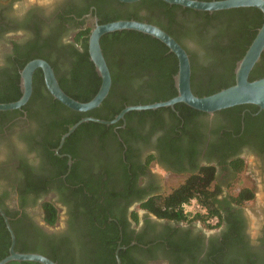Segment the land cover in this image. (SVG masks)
I'll return each mask as SVG.
<instances>
[{
	"label": "flooded vegetation",
	"instance_id": "flooded-vegetation-1",
	"mask_svg": "<svg viewBox=\"0 0 264 264\" xmlns=\"http://www.w3.org/2000/svg\"><path fill=\"white\" fill-rule=\"evenodd\" d=\"M19 1L0 0V76H16L15 71L20 76L22 64L44 60L67 91L85 96L93 93L94 77L74 65L84 64L79 55L86 54L85 44L91 62L88 38L95 18L101 25L109 23L103 22L109 18L133 20L135 15L140 19L151 13L139 6L142 0H45V6L28 7L19 6ZM164 11L153 10L169 25ZM172 11L176 23L169 25L170 36L189 56L192 92L205 94L219 88V76H228V60L235 56L236 42L217 24L225 22L223 13L230 10L209 13L208 27L197 30L202 41L187 37L185 21L192 19L182 15V9ZM87 30L86 43L77 42ZM100 46L111 75L110 90L114 87L115 92L108 101L122 98V110L166 102L177 95L176 91L175 96L158 99L172 94L170 87L176 90L174 77L172 83L165 79L177 72L136 67L131 43L124 45L109 37ZM72 65L79 76H70ZM112 76H121V82L112 85ZM55 101L46 90L43 72L36 69L27 103L21 109L0 112V210L15 234V251L37 246L35 253L44 256L56 252V263L91 264L92 259L109 254L116 243V250H123L135 264H264V220L257 234L251 235L244 208L231 202L244 188L256 199V186L241 184L251 166L264 193V126L255 118L260 110L208 114L175 104L147 110L153 113L131 111L115 124L105 125L109 127L106 136L83 129L61 144L68 131L63 132L64 121L72 110ZM96 109L101 114L103 106ZM248 113L251 116L246 117ZM241 160L244 170L238 173ZM211 169L213 179L206 188L220 193V228L208 230L200 223L160 219L142 209L148 200L190 179L205 182ZM169 181L177 184L170 186ZM45 202L62 212V221L54 226L43 220ZM261 209L264 214V205ZM0 218L6 228L1 214ZM232 222L237 223L236 229L231 228ZM124 238L128 245H122Z\"/></svg>",
	"mask_w": 264,
	"mask_h": 264
},
{
	"label": "trees",
	"instance_id": "trees-1",
	"mask_svg": "<svg viewBox=\"0 0 264 264\" xmlns=\"http://www.w3.org/2000/svg\"><path fill=\"white\" fill-rule=\"evenodd\" d=\"M203 1H211V0H203ZM139 6L146 7L147 11H151V13L146 12L144 17L140 19H138L135 15L133 16L134 18L133 20H137V21L145 20L147 21V23L155 24L159 26L161 29L165 30L169 35H172L171 32L172 29L170 26L172 25V23H176V21L174 20L175 15L172 9H182V15H188L189 18L192 19L185 21V24L187 25L188 38L202 41L200 31L197 30L199 29V26L200 28L205 29L206 27H208V24L210 23L209 21L210 15L208 12L193 11L175 5L171 6L160 0H142ZM156 8L167 10V12L164 11L163 13L170 20V24H169L170 26L165 23V20H162L161 17L154 14L153 10H155ZM215 13H221V12H215ZM223 14L225 17V22L222 24L219 23L217 24L221 28L220 31H225L229 33L231 40L236 42L235 56L234 58L230 59V61L228 60V69H227L228 76H219L221 77V81H220L221 86L219 88L211 89L205 94H202V92L195 93L193 91V93L198 97L214 94L234 84L235 76L232 75L234 64L237 60H240L242 58L247 47L254 39L257 29L260 28L263 22L262 13L255 8L230 10L224 12ZM215 15H219V14H215ZM214 17H215L214 19L218 18L216 16ZM117 20H120L119 17L105 19L103 22H112ZM126 20H129V17H127ZM193 20H200V22L199 24H197ZM88 33L89 30L83 32L81 34L82 37L79 36L76 39V41L82 44L86 43ZM109 37H112L114 41H118L124 45L131 43L130 47L132 49L133 55L136 56L137 59L136 67L140 68L141 70H150L151 72H162V73H171V74H175L177 72L178 60L176 56L173 53H170L169 49L160 41L138 32L121 31V32H115L113 34H108V36L101 39L100 43L103 44L104 39ZM84 49L86 50V54L80 53L79 55L81 60L84 62V64L83 63H81V65L76 64L74 65V69L77 70L83 68L84 71H86L87 76L94 77L95 82H94V89L92 95L85 96V95H78L73 92H69L62 86L61 81L59 82L61 89L68 96L82 103L90 101L95 96L101 83L100 78L94 72L93 64L88 60L87 44H85ZM24 66L25 65L22 64L20 68H23ZM76 70H73V65H72V70L69 73L70 76H79V73H77ZM15 74L16 76H0V87L2 89V91L0 92V103L5 104V103L15 102L21 97L20 87L18 86L20 76L17 71H15ZM173 77L174 76H166L165 80L172 83ZM263 77H264V53L262 54L260 61L255 65L253 70L250 72L249 81L258 80ZM120 80H121V76H112V85L114 84L116 86V84H119L121 82ZM170 89H172V94L159 96L158 99L166 100L172 96H175L176 90L173 87H170ZM111 96H115L114 87L110 90L108 97L101 104L103 106V109L101 110V114L97 112L98 111L97 109L86 114L71 111V116L69 118H66L64 121L67 126L64 128L63 132H66L70 126L77 123L80 119L88 116H92L100 120H112L122 110V106H121L122 98H119L117 101L110 102L108 101V99ZM34 98L35 95H33L32 99ZM55 103L63 107V105L60 104L58 101H55ZM179 105L186 107L191 111L198 112L196 110H193L185 106L184 104H177L175 107L178 108ZM243 109H249L251 113H256L257 111H259V108L253 105L235 106L225 111H232L236 115H239L240 111H242ZM133 113L138 114V112H133ZM144 113H153V111H144ZM251 113L246 114V117L251 116ZM255 118L258 122L262 123V125L264 126L263 111L258 113V115H256ZM108 128L109 127L105 125L97 124L94 122L83 123L80 126H78L75 133L71 134V137H73L79 130H83V129L88 130L89 132H92L99 136H106L107 135L106 130ZM243 170H244V162L241 160L239 166L236 167V171L238 173H241ZM212 172L213 170L211 169V172H209L208 178L205 182L201 178L199 179L200 181L190 179L185 184L172 189L167 194L148 200L142 205V209L148 211L149 213L154 214L156 217L160 219H167L179 223L196 222V223H200L208 230H215L220 228L221 221L223 220L222 215L220 213L221 207L219 205V201L217 200V196L220 193L211 192L206 188L210 183V181H212L213 179ZM253 200H254V193L249 188L242 189L240 193H238L235 197L231 198V202L235 204L237 207H244L247 203H251ZM191 202L200 205L202 210H196L193 213L185 214L183 205ZM42 214H43V220L48 226H54L58 222L59 213L53 203L51 202L43 203ZM212 217L218 218V221H216L215 225L210 224L209 220ZM135 220H137V215H135ZM230 226L231 228L236 229L237 223L232 222ZM0 233L1 234L4 233V235H2L0 238V260H2L9 254L8 248L11 244V240L1 218H0ZM128 243L129 240L124 238L122 245L125 246L128 245ZM116 248H117L116 243H114L113 247L110 249L109 254L105 256H98L96 257L95 260L92 259L91 264L94 261H97L99 264H116V258H115ZM38 249L39 247L37 246H33V247L26 246L22 250L16 252L35 253L36 251H38ZM41 253L44 252H42L41 250ZM55 253L56 252H50L46 254V256H48V258L51 259L52 261L58 262L57 261L58 256ZM119 258L121 260V264H135L132 263L130 260H128V257L123 250H120ZM246 259L249 258L246 257ZM262 262H264V257L262 259ZM8 264H38V263L11 262Z\"/></svg>",
	"mask_w": 264,
	"mask_h": 264
},
{
	"label": "water",
	"instance_id": "water-1",
	"mask_svg": "<svg viewBox=\"0 0 264 264\" xmlns=\"http://www.w3.org/2000/svg\"><path fill=\"white\" fill-rule=\"evenodd\" d=\"M123 3H135L141 0H118ZM169 5L180 6L198 12H219L238 8H255L263 15V22L257 30L256 35L248 46L243 57L235 66V82L232 86L222 89L208 96L198 97L192 90L190 85L191 66L189 56L186 51L160 27L137 20H118L99 25L95 18V24L88 38V53L91 62L95 67L101 83L95 96L88 102H79L68 96L60 87L55 73L44 60H33L25 65L20 72V88L21 97L11 103H0V112L21 109L29 100L32 93V76L36 69H41L44 76L45 87L51 97L58 101L66 108L79 112L87 113L101 105L108 96L111 88V75L104 59L100 39L105 34L134 31L150 36L163 43L172 52L178 60V70L174 76L175 88L177 95L166 102L153 103L148 105L127 106L115 116L113 120L106 121L93 117H85L80 119L62 136L61 144L69 137L78 126L87 122H94L101 125H113L122 120L124 115L131 111H147L155 110L162 107H173L175 104L183 103L186 106L203 113L212 114L221 110L229 109L241 105H253L264 112V77L258 80L249 81V74L255 64L260 60L264 52V0H160ZM6 228L10 234L11 244L9 254L0 260V264H8L11 262H33L38 264H57L48 257L38 253H19L15 251V234L9 224L8 218L3 211L0 210ZM116 264H121L119 258V249L115 252Z\"/></svg>",
	"mask_w": 264,
	"mask_h": 264
},
{
	"label": "rangeland",
	"instance_id": "rangeland-1",
	"mask_svg": "<svg viewBox=\"0 0 264 264\" xmlns=\"http://www.w3.org/2000/svg\"><path fill=\"white\" fill-rule=\"evenodd\" d=\"M20 5L19 6H30V5H40V6H45V0H20L19 1ZM17 3V5L19 4ZM254 168L251 166V170L248 171V174L244 175L243 179L241 180V184L244 186H256L258 189L256 191V199H254L251 203H247L243 208L244 212L247 215L248 218V224L249 228L251 229V235L255 236L257 234V231L259 230V227L262 225V221L264 220V214L263 210L261 207L264 205V193L262 186L260 184V179L259 177L254 174ZM168 185L174 186L177 184L176 182H167ZM167 193H163L165 195ZM37 219L39 216L36 217ZM63 219L62 212L59 213V218L58 221L61 222ZM196 223V222H195Z\"/></svg>",
	"mask_w": 264,
	"mask_h": 264
},
{
	"label": "built area",
	"instance_id": "built-area-1",
	"mask_svg": "<svg viewBox=\"0 0 264 264\" xmlns=\"http://www.w3.org/2000/svg\"><path fill=\"white\" fill-rule=\"evenodd\" d=\"M183 209H184V213L185 214H188V213H193L195 212L196 210H202V208L200 207V205L194 203V202H191V203H188V204H184L183 205ZM210 224L211 225H215L216 223V219H210Z\"/></svg>",
	"mask_w": 264,
	"mask_h": 264
}]
</instances>
